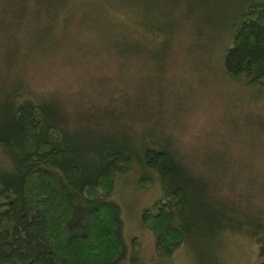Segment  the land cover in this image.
Instances as JSON below:
<instances>
[{
    "label": "rangeland",
    "instance_id": "obj_1",
    "mask_svg": "<svg viewBox=\"0 0 264 264\" xmlns=\"http://www.w3.org/2000/svg\"><path fill=\"white\" fill-rule=\"evenodd\" d=\"M244 2L0 0V32L6 37L0 43L5 44L0 88L26 81L35 93L59 103L73 132L87 142L124 136L132 149L145 143L167 147L188 178L183 218L210 223L205 230L199 224L171 257L162 259L142 213L166 189L156 173L142 185V173L120 180L114 197L131 250L126 264L260 261L251 223L254 206L264 215V98L261 104L254 101L253 91L230 80L221 66L223 34ZM133 13L149 20L163 45L139 54ZM152 30L145 32L152 35ZM29 54L31 60H24ZM22 61L25 69L19 68ZM79 100L84 102L75 106ZM237 207L249 221L241 229H224L218 213L212 216ZM133 239L141 242L139 250ZM135 253L137 260L131 259Z\"/></svg>",
    "mask_w": 264,
    "mask_h": 264
},
{
    "label": "trees",
    "instance_id": "obj_2",
    "mask_svg": "<svg viewBox=\"0 0 264 264\" xmlns=\"http://www.w3.org/2000/svg\"><path fill=\"white\" fill-rule=\"evenodd\" d=\"M202 1L209 5L215 0ZM102 12L109 16L107 10ZM131 19L140 55H145L146 47L163 45L165 39L148 27L149 20L137 13ZM150 28L152 35L145 32ZM225 32L222 71L230 80L249 87L252 99L261 104L264 0H245ZM3 38L0 32V43ZM31 55L24 60L30 61ZM25 66L23 61L19 63V68ZM52 100L35 93L26 81L13 80L0 88V264H126L123 260L131 250L123 234L121 204L114 193L120 180L129 182V177L141 173L140 185L156 173L166 189L142 213L162 259L171 257L193 229H200L199 224L204 230L210 224L207 218L197 220L199 223H187L183 218L188 178L167 147L144 142L140 150L132 149L124 136L118 138L121 141L108 137L103 142H87L73 132L59 103ZM83 102L79 100L75 106ZM252 211L256 213L252 232L260 245L256 264H264L263 209L254 206ZM216 213L224 229H241L249 223L238 207L212 212L214 218ZM224 213H230L228 221H223ZM133 245L139 250L141 242L133 239ZM138 257V253L131 255V259Z\"/></svg>",
    "mask_w": 264,
    "mask_h": 264
}]
</instances>
